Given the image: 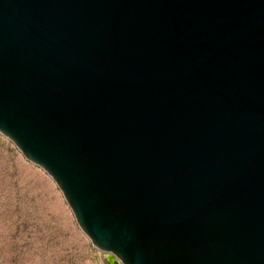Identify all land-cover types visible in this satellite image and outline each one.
Segmentation results:
<instances>
[{
  "label": "water",
  "instance_id": "obj_1",
  "mask_svg": "<svg viewBox=\"0 0 264 264\" xmlns=\"http://www.w3.org/2000/svg\"><path fill=\"white\" fill-rule=\"evenodd\" d=\"M0 132L121 264H264V0H0Z\"/></svg>",
  "mask_w": 264,
  "mask_h": 264
},
{
  "label": "rangeland",
  "instance_id": "obj_2",
  "mask_svg": "<svg viewBox=\"0 0 264 264\" xmlns=\"http://www.w3.org/2000/svg\"><path fill=\"white\" fill-rule=\"evenodd\" d=\"M54 178L0 132V264H112Z\"/></svg>",
  "mask_w": 264,
  "mask_h": 264
},
{
  "label": "bare ground",
  "instance_id": "obj_3",
  "mask_svg": "<svg viewBox=\"0 0 264 264\" xmlns=\"http://www.w3.org/2000/svg\"><path fill=\"white\" fill-rule=\"evenodd\" d=\"M112 264H121V262L118 260V258H116L113 254H111V258H110Z\"/></svg>",
  "mask_w": 264,
  "mask_h": 264
}]
</instances>
